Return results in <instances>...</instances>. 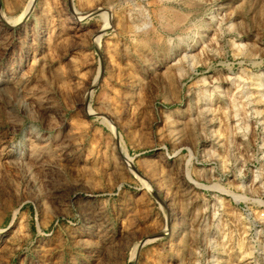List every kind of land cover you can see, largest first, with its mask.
<instances>
[{"label":"rangeland","instance_id":"rangeland-1","mask_svg":"<svg viewBox=\"0 0 264 264\" xmlns=\"http://www.w3.org/2000/svg\"><path fill=\"white\" fill-rule=\"evenodd\" d=\"M29 2L0 0V264H264V0Z\"/></svg>","mask_w":264,"mask_h":264},{"label":"bare ground","instance_id":"bare-ground-1","mask_svg":"<svg viewBox=\"0 0 264 264\" xmlns=\"http://www.w3.org/2000/svg\"><path fill=\"white\" fill-rule=\"evenodd\" d=\"M32 2H33V0H30V2H29V4L27 5V8H26V10H25V12H28L29 11V8L31 7V5H32ZM101 4V3H100ZM174 12V11H173ZM212 14V13H211ZM104 15V14H103ZM106 15V14H105ZM174 15H176V14H174ZM173 15V16H174ZM219 15V14H218ZM215 16V15H214ZM75 17V16H74ZM212 17V16H211ZM69 20V19H68ZM211 20V19H210ZM208 22H210L209 20H208ZM207 23V22H206ZM212 24V23H211ZM152 25V22L151 21H149L148 22V26H151ZM207 25V24H206ZM106 27H108V24H106L105 25V28ZM208 27H210V26H208ZM206 29V28H205ZM210 29V28H209ZM101 30V29H100ZM204 32V31H203ZM101 34V33H100ZM199 34V33H198ZM204 34V33H203ZM200 39H202V37H200V38H198L196 41H198L199 40V44L197 45V43L195 44V45H192L191 46V48L189 49V52H191L193 49H196V48H198V46H201V44L203 43V41H201ZM209 39V38H208ZM204 40V39H203ZM210 40V39H209ZM197 45V46H196ZM206 47V46H205ZM197 50V49H196ZM195 51V50H194ZM199 51V50H198ZM202 51H203V49H202ZM186 54V53H185ZM191 54V53H190ZM196 53H194V55H195ZM186 57H187V55H186ZM191 58V57H190ZM195 59V58H194ZM193 58H192V60H194ZM174 61V60H173ZM196 64L198 63V62H195ZM191 71H193V72H195V70H196V65H194V63H192V65H191ZM180 74H179V80L180 79H182L186 74H187V72H185V70H181L180 72H179ZM253 80V79H252ZM256 80V79H255ZM181 81V80H180ZM260 84H263V83H260ZM264 86V85H263ZM261 88V87H260ZM263 88V87H262ZM263 90V89H262ZM251 92V91H250ZM262 92V95L264 96V92L263 91H261ZM250 94V93H249ZM248 94V95H249ZM251 96H253L252 95V93L250 94ZM251 96H249V97H251ZM263 96H261V97H263ZM257 99V98H256ZM238 198H243V199H246L245 197H242V196H240V197H238ZM169 234H171V235H169V237L170 238H172L173 237V232H169ZM168 237V238H169Z\"/></svg>","mask_w":264,"mask_h":264}]
</instances>
